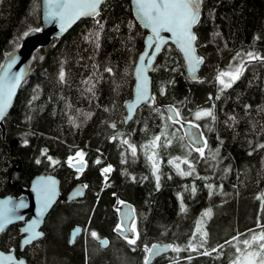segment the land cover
<instances>
[{
  "label": "trees",
  "instance_id": "16d2710c",
  "mask_svg": "<svg viewBox=\"0 0 264 264\" xmlns=\"http://www.w3.org/2000/svg\"><path fill=\"white\" fill-rule=\"evenodd\" d=\"M41 27L42 0H0V69ZM195 32L199 79L188 77L180 52L169 45L150 73L152 100L128 124L125 104L148 34L130 0L106 1L97 17L35 50L0 126V196L20 197L35 175L54 173L61 198L41 240L21 250L15 224L2 233V250L28 264H145L146 249L171 243L150 264H233L237 244L264 233V0H202ZM237 69V79L223 77L231 81L224 87L220 74ZM199 112L212 116L197 119ZM183 122L201 127L203 148L186 141ZM79 157L81 171L71 167ZM107 165L114 169L103 182ZM79 182L85 197L66 201ZM118 201L134 206L135 244L116 231ZM77 226L82 233L71 242Z\"/></svg>",
  "mask_w": 264,
  "mask_h": 264
},
{
  "label": "water",
  "instance_id": "95a60500",
  "mask_svg": "<svg viewBox=\"0 0 264 264\" xmlns=\"http://www.w3.org/2000/svg\"><path fill=\"white\" fill-rule=\"evenodd\" d=\"M108 0H103L99 5V13L102 5ZM132 11L134 17L138 24H140L147 32L145 38V48L140 53L135 68H134V78L135 86L132 98L126 102V124L130 123L137 111L146 103L152 100L153 98V81L151 77V70L158 58V56L164 51L169 45L174 46L181 54L185 69L188 77L197 81L200 76V72L203 66V58L199 55L197 45H196V32L195 29L198 26L201 17H202V3L200 5L199 19L198 22L193 26L192 32L195 34L196 39L193 43L195 52L194 56L200 60L199 64H196L195 61L189 62L188 58L185 56L184 52L180 48L179 44L176 42L175 37L171 33L162 31L160 33L161 37L164 38L165 43L160 45V50L158 52L154 51L155 44L149 48L150 36H153L151 30L143 25L141 20L138 18L135 8L134 0H130ZM51 10L50 0H42V27L40 30L31 31L26 35L22 44L19 48L13 50L9 53L0 69V86L5 88L9 87L13 83L14 77H19L18 83L15 84L14 91L11 96L9 106L7 107L5 114L2 119H0V126L4 127V120L13 108V105L16 101L18 93L25 83L29 69L32 61L33 54L36 49L39 47L49 45L53 38H62L74 25H76L80 20L86 18H95L97 16H82L78 19H75L71 23H66L63 29L61 28V21L59 17L52 18L49 15ZM154 38V37H153ZM155 39V38H154ZM147 54V55H145ZM141 57H144V63L141 65ZM151 58V59H149ZM142 69L138 74V70ZM165 110L168 116L173 120H178V115L176 110L171 105H166ZM182 130L186 141L195 149H201L205 146V138L201 127L192 122H183ZM15 145V142H11V146ZM74 169H84L85 162L82 160L79 163H72L71 165ZM20 167H17L15 170L18 171ZM11 176V175H10ZM10 180V178H9ZM22 195L20 197H14L12 195L0 196V212H7V222L0 220V224H3V230L0 231V237L2 233L10 226L15 224H20V232L22 235L20 246L21 250H24L28 246L34 244L35 242L41 240L44 233V226L47 217L59 202L61 198V180L54 173H41L35 175L30 181V185L27 189H20ZM48 194L52 197L50 207L44 213L43 216H40V210L42 205V200L45 194ZM86 195V186L83 182L77 183L73 188H71L66 197V201H75L84 198ZM23 204L24 207H17V205ZM115 207L118 210L120 226L123 232L117 231L121 236L127 239H132L135 237L136 232L134 227L136 224V213L134 206L129 202L118 201ZM34 221L37 222L36 231L42 233L41 236L33 239L30 243H25V240L31 235L30 232L24 231L30 224ZM117 228V229H118ZM82 233V227L77 226L71 231V242H73L80 234ZM102 246L106 247L108 245L107 238L99 239ZM155 246V247H154ZM173 245L171 243H155L149 249H153L155 254H147L148 264H150L155 258L167 254ZM158 249V251H156ZM11 257V259H8ZM0 264H28L24 256H18L16 251H4L0 248Z\"/></svg>",
  "mask_w": 264,
  "mask_h": 264
},
{
  "label": "snow or ice",
  "instance_id": "6c2138e0",
  "mask_svg": "<svg viewBox=\"0 0 264 264\" xmlns=\"http://www.w3.org/2000/svg\"><path fill=\"white\" fill-rule=\"evenodd\" d=\"M102 2L103 0H50L51 10L49 15L52 18L59 17L61 21V28L63 29L66 23H71L75 19L82 16L99 15L98 9ZM134 3L138 18L141 20L143 25L149 28L153 33V36L148 38L149 48L155 44L154 51L158 52L160 50V45L165 43V40L161 37L160 33L162 31L168 32L175 37L176 42L179 44L190 63L193 61H195L196 64L200 63V60L194 56L195 49L193 43L196 36L192 32V28L198 22L202 0H134ZM251 55L252 54L249 53L250 57ZM140 63L143 65L144 57H141ZM140 71H142V69L138 70V74ZM226 76H230L231 80L237 79L239 76V69H237L235 74L223 72L220 74V77H218V79H220V83L224 85V87H230L231 81H225L223 79V77ZM60 78L63 80V73H61ZM18 81L19 77H14L13 83L9 87L5 88L0 86V119L3 118L5 111L9 106L15 84L18 83ZM201 116H212V113L199 112L196 114L197 119L201 118ZM214 118L215 117H213V119ZM157 139H159V137H157ZM261 147H264V145H261ZM133 153H135V149H133ZM79 155L82 156V154ZM201 155H203L202 152ZM109 170L110 169H105L104 171L107 172ZM51 201L52 197L46 193L42 200L40 216H43L50 207ZM121 204H123V202H121ZM24 206L25 205L23 204L17 205V207ZM205 215H209V213H206ZM0 220L7 222L6 211L0 212ZM36 227L37 222L34 221L24 230L31 233V235H29L25 240V243H30L33 239L42 235V233L35 230ZM2 230L3 224H0V231ZM117 231L123 232V229L118 228ZM91 235L96 237L97 234L93 232ZM252 240H264V233H261L259 236L254 235ZM128 243L135 244L136 241L135 239H129ZM244 243L247 245L250 242L246 240ZM260 247L264 248V244H261ZM146 251L150 256L155 254L153 249H146ZM156 251H158V249H156ZM8 259H11V257ZM145 264H148V260H145Z\"/></svg>",
  "mask_w": 264,
  "mask_h": 264
},
{
  "label": "rangeland",
  "instance_id": "374dc122",
  "mask_svg": "<svg viewBox=\"0 0 264 264\" xmlns=\"http://www.w3.org/2000/svg\"><path fill=\"white\" fill-rule=\"evenodd\" d=\"M81 159L83 158L79 157L74 162H79ZM103 173L104 172H102V174ZM134 231L136 232L135 227ZM246 240L250 242L247 245L244 243ZM261 244H264V241L245 239L239 242L237 244L239 254L235 257L236 260L233 264H264V248L260 247Z\"/></svg>",
  "mask_w": 264,
  "mask_h": 264
},
{
  "label": "built area",
  "instance_id": "2783aa9c",
  "mask_svg": "<svg viewBox=\"0 0 264 264\" xmlns=\"http://www.w3.org/2000/svg\"><path fill=\"white\" fill-rule=\"evenodd\" d=\"M105 169H110V170L106 172V171H104ZM112 169H113L112 166L105 167V168L103 169V172H104V173H103V179H104V181H106V180L109 178V175H110Z\"/></svg>",
  "mask_w": 264,
  "mask_h": 264
},
{
  "label": "bare ground",
  "instance_id": "6f19581e",
  "mask_svg": "<svg viewBox=\"0 0 264 264\" xmlns=\"http://www.w3.org/2000/svg\"><path fill=\"white\" fill-rule=\"evenodd\" d=\"M237 59H238V57H237ZM238 61V60H237ZM235 64H236V62H235Z\"/></svg>",
  "mask_w": 264,
  "mask_h": 264
},
{
  "label": "flooded vegetation",
  "instance_id": "af4514ba",
  "mask_svg": "<svg viewBox=\"0 0 264 264\" xmlns=\"http://www.w3.org/2000/svg\"><path fill=\"white\" fill-rule=\"evenodd\" d=\"M83 170V169H82ZM81 171V170H80Z\"/></svg>",
  "mask_w": 264,
  "mask_h": 264
}]
</instances>
